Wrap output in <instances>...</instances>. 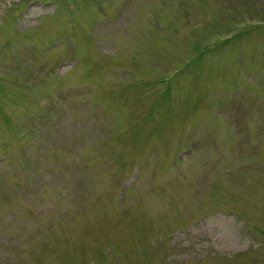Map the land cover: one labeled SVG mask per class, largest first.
<instances>
[{
  "label": "rangeland",
  "instance_id": "obj_1",
  "mask_svg": "<svg viewBox=\"0 0 264 264\" xmlns=\"http://www.w3.org/2000/svg\"><path fill=\"white\" fill-rule=\"evenodd\" d=\"M0 264H264V0H0Z\"/></svg>",
  "mask_w": 264,
  "mask_h": 264
}]
</instances>
